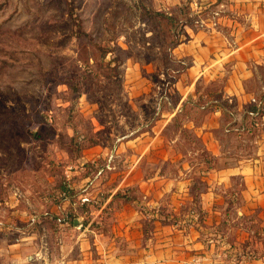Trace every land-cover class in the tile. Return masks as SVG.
<instances>
[{
  "label": "crops",
  "instance_id": "obj_1",
  "mask_svg": "<svg viewBox=\"0 0 264 264\" xmlns=\"http://www.w3.org/2000/svg\"><path fill=\"white\" fill-rule=\"evenodd\" d=\"M185 1L205 25L151 122L79 154L45 234H1L0 264H264V0Z\"/></svg>",
  "mask_w": 264,
  "mask_h": 264
},
{
  "label": "rangeland",
  "instance_id": "obj_2",
  "mask_svg": "<svg viewBox=\"0 0 264 264\" xmlns=\"http://www.w3.org/2000/svg\"><path fill=\"white\" fill-rule=\"evenodd\" d=\"M204 22L185 0H0V235L45 234L65 167L151 122Z\"/></svg>",
  "mask_w": 264,
  "mask_h": 264
},
{
  "label": "built area",
  "instance_id": "obj_3",
  "mask_svg": "<svg viewBox=\"0 0 264 264\" xmlns=\"http://www.w3.org/2000/svg\"><path fill=\"white\" fill-rule=\"evenodd\" d=\"M73 170V167L71 165H67L64 169V186L65 189H63L60 192V196L62 197H67L68 192L71 190L72 186H71V174L70 171ZM101 172V169L98 170V173ZM86 198H81V201H85ZM5 228V224L3 222V220H0V229H4Z\"/></svg>",
  "mask_w": 264,
  "mask_h": 264
},
{
  "label": "trees",
  "instance_id": "obj_4",
  "mask_svg": "<svg viewBox=\"0 0 264 264\" xmlns=\"http://www.w3.org/2000/svg\"><path fill=\"white\" fill-rule=\"evenodd\" d=\"M69 9L71 10L72 8L70 7ZM76 24H77V23H76ZM77 26L79 27V25H78V24H77ZM78 155H79V154H78ZM72 220H73V218H71V219H70V221H72Z\"/></svg>",
  "mask_w": 264,
  "mask_h": 264
},
{
  "label": "water",
  "instance_id": "obj_5",
  "mask_svg": "<svg viewBox=\"0 0 264 264\" xmlns=\"http://www.w3.org/2000/svg\"><path fill=\"white\" fill-rule=\"evenodd\" d=\"M74 223L76 224V220L74 221Z\"/></svg>",
  "mask_w": 264,
  "mask_h": 264
}]
</instances>
